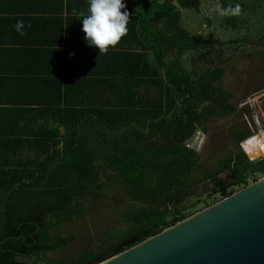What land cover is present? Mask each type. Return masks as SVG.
<instances>
[{"label": "trees", "instance_id": "obj_1", "mask_svg": "<svg viewBox=\"0 0 264 264\" xmlns=\"http://www.w3.org/2000/svg\"><path fill=\"white\" fill-rule=\"evenodd\" d=\"M221 1L227 11L229 0ZM241 1L232 9L241 10ZM123 2L127 35L99 56L86 45L79 21L88 0H31L57 30L49 44L64 51L42 88L35 79L17 81L24 91L34 90V99L0 104V264H28L18 257L34 254L39 264L105 261L197 213L185 206L201 168L188 143L235 111L223 88V49L215 50L239 41L210 42L182 26V11L200 14L202 0ZM240 22L233 14L225 19L233 30ZM50 84L51 93L45 91ZM251 136L246 126L232 131L234 152L206 176L212 195L226 198L264 177V160L251 161L241 147ZM113 186L131 203L123 215L126 229L78 258L49 259L74 241L54 231L81 218L87 201Z\"/></svg>", "mask_w": 264, "mask_h": 264}, {"label": "rangeland", "instance_id": "obj_2", "mask_svg": "<svg viewBox=\"0 0 264 264\" xmlns=\"http://www.w3.org/2000/svg\"><path fill=\"white\" fill-rule=\"evenodd\" d=\"M159 1L174 3L175 0ZM241 3L244 5L241 10L232 9L238 3L229 0L228 10L225 11L221 0H202L200 14L191 10L182 11V26L191 34H200L210 42L239 41L236 44L227 43L225 47L217 46L215 50L218 53L220 48L223 49V88L232 95L230 103L235 111L213 120L207 127V133L199 130L188 143L190 148L196 149L201 160L200 170L193 175L196 185L185 203L187 207L195 206V214L224 199L212 195L213 184L206 176L217 169L220 160L234 152L232 131L246 126L255 138L248 143L253 150L258 146L257 141L264 140V0H242ZM232 14L241 19L237 30L225 25V19ZM253 183L249 181V185ZM242 189V186L235 187L233 191L236 193ZM130 204L118 186L106 188L103 197L87 201L81 218L62 223L54 231V236L72 235L74 241L63 251L49 254L48 258H78L114 242L116 234L126 229L123 215Z\"/></svg>", "mask_w": 264, "mask_h": 264}, {"label": "water", "instance_id": "obj_3", "mask_svg": "<svg viewBox=\"0 0 264 264\" xmlns=\"http://www.w3.org/2000/svg\"><path fill=\"white\" fill-rule=\"evenodd\" d=\"M87 264H264V178L108 260Z\"/></svg>", "mask_w": 264, "mask_h": 264}, {"label": "crops", "instance_id": "obj_4", "mask_svg": "<svg viewBox=\"0 0 264 264\" xmlns=\"http://www.w3.org/2000/svg\"><path fill=\"white\" fill-rule=\"evenodd\" d=\"M31 4V0H0V104L2 106H20V103L12 102L15 99H34L37 96L34 90L24 91L21 82L17 81L23 78L35 79L33 85L42 88L39 84L41 80L54 78L52 72L58 69L57 57L60 51H64L62 47L49 44L52 34L56 41L57 30L52 26V22L45 21L46 13L38 9V5L35 7L32 4L33 11L27 12L26 7H30ZM17 20H23L25 23L23 36L14 30ZM53 51L55 54L48 53ZM45 91L51 93V84L45 88ZM103 96L110 97V93L106 91ZM37 129L38 127H34L32 131ZM27 263L30 264L31 261L28 260Z\"/></svg>", "mask_w": 264, "mask_h": 264}, {"label": "clouds", "instance_id": "obj_5", "mask_svg": "<svg viewBox=\"0 0 264 264\" xmlns=\"http://www.w3.org/2000/svg\"><path fill=\"white\" fill-rule=\"evenodd\" d=\"M122 9H126L123 0H88L87 14L80 13L84 41L88 47L98 49L99 56L107 54L127 35L129 13ZM24 28V21L17 20L14 30L23 36Z\"/></svg>", "mask_w": 264, "mask_h": 264}, {"label": "built area", "instance_id": "obj_6", "mask_svg": "<svg viewBox=\"0 0 264 264\" xmlns=\"http://www.w3.org/2000/svg\"><path fill=\"white\" fill-rule=\"evenodd\" d=\"M198 133V132H197ZM254 134V133H253ZM255 135V134H254ZM195 137V136H194ZM255 138L254 136H251L249 139H247L246 141H244L241 146H242V149L244 151V153L249 157V159L251 161H255V160H259V159H262L264 160V140H261V141H257L258 142V146L256 149L254 150H251V151H248L245 147V145L248 143V142H251V141H254ZM244 147V148H243ZM254 154H257L256 157H254L253 155Z\"/></svg>", "mask_w": 264, "mask_h": 264}, {"label": "flooded vegetation", "instance_id": "obj_7", "mask_svg": "<svg viewBox=\"0 0 264 264\" xmlns=\"http://www.w3.org/2000/svg\"><path fill=\"white\" fill-rule=\"evenodd\" d=\"M32 256H33V255H32ZM32 256H31V257H28V258H23V257H22V262H20V263L28 262V260H29V261L32 262V263H30V264H37L38 261L34 260V258H33ZM39 262H40V259H39ZM28 264H29V263H28Z\"/></svg>", "mask_w": 264, "mask_h": 264}, {"label": "bare ground", "instance_id": "obj_8", "mask_svg": "<svg viewBox=\"0 0 264 264\" xmlns=\"http://www.w3.org/2000/svg\"><path fill=\"white\" fill-rule=\"evenodd\" d=\"M248 143H250V142H248Z\"/></svg>", "mask_w": 264, "mask_h": 264}]
</instances>
